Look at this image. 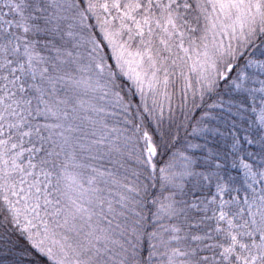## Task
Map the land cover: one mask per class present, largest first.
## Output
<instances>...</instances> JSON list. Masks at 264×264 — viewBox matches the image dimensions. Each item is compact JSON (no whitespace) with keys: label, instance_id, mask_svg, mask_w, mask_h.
I'll list each match as a JSON object with an SVG mask.
<instances>
[{"label":"snow or ice","instance_id":"1","mask_svg":"<svg viewBox=\"0 0 264 264\" xmlns=\"http://www.w3.org/2000/svg\"><path fill=\"white\" fill-rule=\"evenodd\" d=\"M0 264H264V0H0Z\"/></svg>","mask_w":264,"mask_h":264}]
</instances>
